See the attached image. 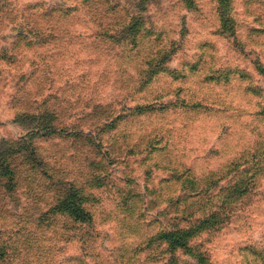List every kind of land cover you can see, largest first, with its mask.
I'll return each mask as SVG.
<instances>
[{
    "label": "rangeland",
    "instance_id": "1",
    "mask_svg": "<svg viewBox=\"0 0 264 264\" xmlns=\"http://www.w3.org/2000/svg\"><path fill=\"white\" fill-rule=\"evenodd\" d=\"M189 1L193 7L188 0H0V264H76L77 257L87 264H163L164 245H147L138 254L134 249L160 226L178 224L181 211L170 199L187 185L171 179L167 167L183 168L184 163L203 183L227 173L238 155L249 162L227 176L247 178L249 167L256 171L252 194L223 228L193 241L192 251L205 250L212 264H264L256 256L264 254V74L256 70V61L264 66V0H232L236 37L221 32L218 0ZM138 19L163 38L146 40L142 53L133 54L131 39L122 35ZM156 45L176 49L168 65L182 76L161 75L136 101L185 98L210 103L211 109H169L158 127L162 150L114 164L115 186L125 190L128 200L129 188L135 189L141 205L117 206L115 186L96 187L101 198L89 203L95 214L91 228L81 225L76 240L67 241L64 218H59L38 235L25 198L35 147L46 158L65 156L63 167L78 156L71 157L70 142L44 140L37 131L51 123L93 129L132 106L136 61ZM236 68L252 77L208 79L217 70ZM127 126L139 134L154 124L142 117ZM88 229L90 235L84 233ZM1 243L10 253H1ZM40 243L53 247L52 252H38ZM44 252L46 262L32 254ZM179 255L183 264H194L189 254Z\"/></svg>",
    "mask_w": 264,
    "mask_h": 264
},
{
    "label": "trees",
    "instance_id": "2",
    "mask_svg": "<svg viewBox=\"0 0 264 264\" xmlns=\"http://www.w3.org/2000/svg\"><path fill=\"white\" fill-rule=\"evenodd\" d=\"M188 5L194 6L192 1L188 0ZM218 12L221 22V32L235 36L236 20L232 14V0H218ZM147 21L138 19L132 26L126 27L127 34L122 38H130L134 48L133 54L142 53V48L146 40L157 42L162 41L163 33L156 34L153 28L149 27ZM130 34V35H128ZM174 44V41H170ZM177 53L175 48L166 46H152L150 50L139 57L136 61L138 79L134 81V104L128 106L123 112L115 113L107 119L102 120L96 128H83L76 126L75 128L65 129L53 126L51 123L43 131H37L44 140H64L70 142V146L74 149L71 157L78 156L77 160L71 165L63 167L61 159H67L65 156L51 157L42 155L38 148L34 149L33 162L31 169V181L28 185V191L25 193L27 202L32 208L26 211L30 213L32 219H36L37 225L31 226L34 231L44 233L51 230L59 218H64L62 227L66 230V240H76V228L85 225L91 228L95 222V214L89 203L95 204L101 198L96 192V187L104 189L108 185L115 186L117 177L112 176L114 164H122L124 159L132 155L148 153L152 154L157 150H162L164 135L160 127V116L169 111V109L188 108L190 110L211 109L210 103L203 104L197 100L188 102L185 98L176 101H167L159 103V96H155L147 103L136 101L135 96L144 92L152 83H154L161 75H170L173 79H178L182 75L176 68L169 67L168 63ZM256 70L258 73L264 74V66L260 61H256ZM233 74L239 75L240 80L251 78L252 74L241 68L217 70L209 75L208 79H214L216 82L230 81ZM251 91L258 94L254 89ZM147 118L149 123L154 126L149 130H142L139 134L130 132L127 126L130 119ZM157 122L154 123V119ZM95 123V121H94ZM168 150V149H166ZM169 152V153H168ZM167 154L170 155V151ZM252 156V155H251ZM249 157L238 155L235 157L227 173L216 179H208L206 182L199 183V180L192 176V168L182 163L183 168L170 166V178L180 181L184 180L187 188L182 194L174 196L170 199V203L176 206L180 211V216H176L179 221L175 227L160 226L157 232H151L142 239V243L138 244V248L134 249L139 252L145 250L147 245H164L163 252L165 257L162 258L163 264H183L179 252L192 256L194 264H212L207 252L204 250L192 251L196 245L199 236L204 233H210L214 230L223 228L232 217L239 212V203L243 202L252 194L253 187L256 184L255 177L257 172L252 171L249 167L250 175L247 178H233L227 176L238 170L242 165L249 162ZM72 165H75V171L71 172ZM169 165V164H168ZM248 171V170H246ZM224 173V172H223ZM169 178V179H170ZM226 178L225 184L222 183ZM119 192L120 199L117 206L128 207L129 210L138 203L142 204L143 198L133 188H129V200L126 199V192L119 186H115ZM180 189V188H179ZM127 192V193H128ZM123 195V196H122ZM125 199V200H124ZM143 216V214H141ZM39 222V226H38ZM144 222V221H138ZM155 222L160 223L159 220ZM186 222V224H182ZM58 224V223H57ZM91 226V227H90ZM40 229V230H37ZM91 230V229H90ZM42 231V232H41ZM90 235L89 229L84 232ZM84 239V237H82ZM41 240L47 241L45 235ZM41 242V241H39ZM42 243L38 244V247ZM200 246L201 244H197ZM41 247V246H40ZM58 246L57 250L58 251ZM7 243H1V253H10ZM32 250L35 248L32 246ZM43 252H52L53 247L42 245L40 248ZM141 250V251H140ZM34 257H41L46 262L45 252ZM256 254V253H255ZM85 255H88L85 253ZM167 255V257H166ZM257 258L264 262V254L258 252ZM76 264H87L83 259L77 257ZM32 264V263H30ZM184 264H190L185 262Z\"/></svg>",
    "mask_w": 264,
    "mask_h": 264
}]
</instances>
